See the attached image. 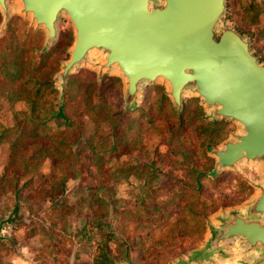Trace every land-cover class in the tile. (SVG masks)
Masks as SVG:
<instances>
[{
	"label": "rangeland",
	"instance_id": "1",
	"mask_svg": "<svg viewBox=\"0 0 264 264\" xmlns=\"http://www.w3.org/2000/svg\"><path fill=\"white\" fill-rule=\"evenodd\" d=\"M228 18L264 64V0H228ZM61 23L57 56L46 55L57 40L44 48L28 23L30 59L0 69V264H175L215 213L252 193L242 174L205 176V148L235 127L203 121L191 98L176 116L158 84L124 112L120 80L98 76L93 55L68 72L59 100L72 42ZM34 169L43 174L30 185ZM226 252L207 264L243 258L230 243Z\"/></svg>",
	"mask_w": 264,
	"mask_h": 264
},
{
	"label": "water",
	"instance_id": "2",
	"mask_svg": "<svg viewBox=\"0 0 264 264\" xmlns=\"http://www.w3.org/2000/svg\"><path fill=\"white\" fill-rule=\"evenodd\" d=\"M19 13L55 41L64 16L72 27L68 58L57 73L61 100L69 71L93 55L94 68L121 83L122 110H134L147 86L160 85L176 116L195 99L205 122L235 130L205 151L213 160L206 177L242 174L252 188L235 208L220 210L200 245L175 264L229 259L226 243L243 258L264 264V64L228 18V0H16ZM7 0L0 13L7 17ZM248 172L256 174L249 178Z\"/></svg>",
	"mask_w": 264,
	"mask_h": 264
},
{
	"label": "flooded vegetation",
	"instance_id": "3",
	"mask_svg": "<svg viewBox=\"0 0 264 264\" xmlns=\"http://www.w3.org/2000/svg\"><path fill=\"white\" fill-rule=\"evenodd\" d=\"M7 7L8 16L5 19V22H3L4 18L0 13V69H5L8 67V69L12 71L18 70L20 65H25V61L30 59L33 44L28 38L27 28L29 20L19 13L17 1L7 0ZM60 21L68 23L72 34V27L70 23L64 16H60L56 23L57 33L53 44L56 42V40L57 42L55 45H53L51 50L46 53V55L50 56L51 59L59 54V50H54V47L58 46L57 43L59 37L57 36L60 34L62 24ZM39 32L42 36L41 44L44 45L45 32L42 28H40ZM55 61H57V59ZM28 62H31V60ZM42 65H44L43 61L41 63V66Z\"/></svg>",
	"mask_w": 264,
	"mask_h": 264
},
{
	"label": "trees",
	"instance_id": "4",
	"mask_svg": "<svg viewBox=\"0 0 264 264\" xmlns=\"http://www.w3.org/2000/svg\"><path fill=\"white\" fill-rule=\"evenodd\" d=\"M32 168H34V167H32ZM36 168V167H35ZM43 174V173H39V172H37V170L36 169H34L32 172H31V176L29 177V179H28V183L30 184V185H34V181H35V177L37 178V177H39V176H41V175ZM52 191H49V194L51 193Z\"/></svg>",
	"mask_w": 264,
	"mask_h": 264
}]
</instances>
